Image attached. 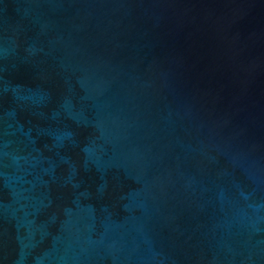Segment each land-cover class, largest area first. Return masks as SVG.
<instances>
[{
    "label": "water",
    "instance_id": "water-1",
    "mask_svg": "<svg viewBox=\"0 0 264 264\" xmlns=\"http://www.w3.org/2000/svg\"><path fill=\"white\" fill-rule=\"evenodd\" d=\"M0 264H264V0H0Z\"/></svg>",
    "mask_w": 264,
    "mask_h": 264
}]
</instances>
